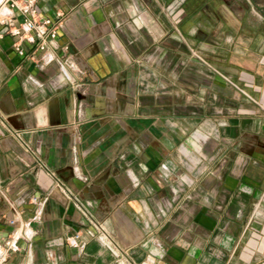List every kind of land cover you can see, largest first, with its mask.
Here are the masks:
<instances>
[{
    "label": "crops",
    "instance_id": "crops-1",
    "mask_svg": "<svg viewBox=\"0 0 264 264\" xmlns=\"http://www.w3.org/2000/svg\"><path fill=\"white\" fill-rule=\"evenodd\" d=\"M38 7L62 69L0 37L3 264H264V0Z\"/></svg>",
    "mask_w": 264,
    "mask_h": 264
},
{
    "label": "built area",
    "instance_id": "built-area-1",
    "mask_svg": "<svg viewBox=\"0 0 264 264\" xmlns=\"http://www.w3.org/2000/svg\"><path fill=\"white\" fill-rule=\"evenodd\" d=\"M39 0H0V37L10 34L15 38L14 49L21 56L35 58L38 65L42 69L48 68L57 62L60 69L63 64L59 61L57 53L48 49V44L55 41L58 34V28L63 20V13L58 12L56 19L50 16L42 15L39 7ZM34 44L32 49H26L23 41ZM134 180H136L134 178ZM137 182V180H136ZM138 184V183H137ZM37 198L35 197L34 200ZM40 212L36 214V218H40ZM11 222H14L11 219ZM89 233L93 234L91 230ZM26 236L30 232L24 231ZM80 231L75 232L70 237V243L78 246V238ZM18 236H12L5 243L0 242V264L7 259L8 253L18 251L20 244Z\"/></svg>",
    "mask_w": 264,
    "mask_h": 264
}]
</instances>
